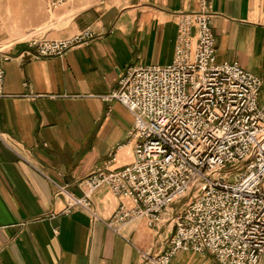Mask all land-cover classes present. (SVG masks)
<instances>
[{
	"label": "crops",
	"instance_id": "crops-1",
	"mask_svg": "<svg viewBox=\"0 0 264 264\" xmlns=\"http://www.w3.org/2000/svg\"><path fill=\"white\" fill-rule=\"evenodd\" d=\"M47 0H0V47L11 58L0 99V264H143L174 234L172 215L146 218L116 233L106 225L119 205L108 185L92 195L94 219L67 202L79 182L117 151L113 168L134 159L132 113L106 96L131 65L170 64L181 12L199 0H74L48 10ZM217 63L238 62L260 76L264 107V0H213ZM91 28L101 35L62 57L33 59L30 38L65 39ZM118 146H122L117 150ZM171 264H220L209 252H178Z\"/></svg>",
	"mask_w": 264,
	"mask_h": 264
},
{
	"label": "built area",
	"instance_id": "built-area-1",
	"mask_svg": "<svg viewBox=\"0 0 264 264\" xmlns=\"http://www.w3.org/2000/svg\"><path fill=\"white\" fill-rule=\"evenodd\" d=\"M69 1L47 5L55 10ZM213 7V0H199L197 11L177 14L173 61L127 67L117 90L106 96L134 117L128 136L134 161L113 168V150L79 182L81 196L54 182L66 199V214L80 208L98 220L92 195L103 185L129 199L105 222L118 234L141 218L155 226L171 214L170 247L162 254L143 251V264H171L180 251L209 252L220 264H264L263 80L238 62L217 63ZM100 35L88 27L65 39L32 37L29 54L37 60L62 57ZM2 49L0 99L6 96L3 61L11 58Z\"/></svg>",
	"mask_w": 264,
	"mask_h": 264
},
{
	"label": "rangeland",
	"instance_id": "rangeland-1",
	"mask_svg": "<svg viewBox=\"0 0 264 264\" xmlns=\"http://www.w3.org/2000/svg\"><path fill=\"white\" fill-rule=\"evenodd\" d=\"M72 1H74V0H71V1H69V2H72ZM69 2H67V3H69ZM102 2H104V0H102ZM67 3H65V4H67ZM65 4H63V5H65ZM61 7V6H60ZM47 8H48V6H47ZM49 10V9H48ZM47 39V38H46ZM49 40H51V39H49ZM2 48V47H1ZM184 200V199H183ZM174 207H176V205L174 206Z\"/></svg>",
	"mask_w": 264,
	"mask_h": 264
},
{
	"label": "bare ground",
	"instance_id": "bare-ground-1",
	"mask_svg": "<svg viewBox=\"0 0 264 264\" xmlns=\"http://www.w3.org/2000/svg\"><path fill=\"white\" fill-rule=\"evenodd\" d=\"M34 37H36V36H34ZM38 38H44V37H38ZM64 56V55H63ZM150 66H153V65H150ZM121 73V72H120ZM120 75V74H119ZM119 80V79H118ZM117 88H118V86H117ZM117 88L115 89V90H117ZM114 90V91H115Z\"/></svg>",
	"mask_w": 264,
	"mask_h": 264
}]
</instances>
